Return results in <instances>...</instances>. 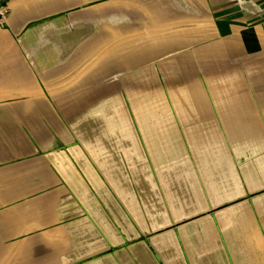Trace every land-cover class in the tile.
I'll return each mask as SVG.
<instances>
[{
    "label": "crops",
    "instance_id": "crops-1",
    "mask_svg": "<svg viewBox=\"0 0 264 264\" xmlns=\"http://www.w3.org/2000/svg\"><path fill=\"white\" fill-rule=\"evenodd\" d=\"M0 264H264V0H0Z\"/></svg>",
    "mask_w": 264,
    "mask_h": 264
},
{
    "label": "built area",
    "instance_id": "built-area-1",
    "mask_svg": "<svg viewBox=\"0 0 264 264\" xmlns=\"http://www.w3.org/2000/svg\"><path fill=\"white\" fill-rule=\"evenodd\" d=\"M9 7L6 4H0V22L4 20V18L9 14Z\"/></svg>",
    "mask_w": 264,
    "mask_h": 264
}]
</instances>
